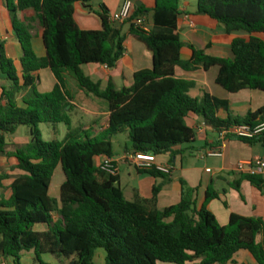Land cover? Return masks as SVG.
<instances>
[{"label": "trees", "instance_id": "obj_1", "mask_svg": "<svg viewBox=\"0 0 264 264\" xmlns=\"http://www.w3.org/2000/svg\"><path fill=\"white\" fill-rule=\"evenodd\" d=\"M120 1L133 3L130 18L122 24H128V34L151 52L152 68L134 73L133 84L117 90L111 82L102 89L82 70L86 65L112 70L124 53L125 37L106 14H98L100 30L77 26L74 5L89 9L91 0H16V6L8 0V8L14 12H36L46 55L38 58L29 29L15 24L22 49L19 76L0 44V72L11 83L2 93L7 105H0V155L6 154V138L18 127H27L31 134L29 144L9 153L21 175L9 186L10 198L0 202V258L21 264V254L33 252L38 264H48L41 259L43 255L64 258L69 264H95V252L101 249L105 264H229L238 252L246 251L257 264H264V239L256 242L264 232L262 219L231 214L228 224L220 226L208 209L218 198L213 189H208L198 206L194 190L182 183L180 202L159 210L155 207L159 187L153 189L148 203L129 202L118 176H106L95 165L100 156L113 157L112 140L118 135L130 142L123 149L126 154H182L184 150L178 148L195 142L194 130L186 122L190 115L201 117L206 128L215 133L264 122V107L243 117L233 116L226 100L207 93L193 98L188 95L189 84L175 77L176 68L192 72L217 67L215 83L227 93L264 92V0H196L197 12L219 23L227 35L244 33L247 38L231 41L232 59L212 57L189 46V61L181 60L184 44L176 33L180 0ZM149 11L153 26L144 32L134 21ZM45 68L57 83L50 93L39 94L35 89L37 73ZM65 73L84 93L108 104L105 130L96 134L93 126L72 128L73 98L65 87ZM27 89L30 95L23 100L25 108L16 107L14 96ZM41 124L64 125L65 138L44 141ZM240 141L250 147L264 145L262 140ZM58 167L64 180L56 199L49 192ZM134 170L153 177L167 176L155 169ZM6 178L0 176V190ZM242 182L264 191L260 174H241L229 185L242 199ZM38 226L45 230H36Z\"/></svg>", "mask_w": 264, "mask_h": 264}, {"label": "crops", "instance_id": "obj_2", "mask_svg": "<svg viewBox=\"0 0 264 264\" xmlns=\"http://www.w3.org/2000/svg\"><path fill=\"white\" fill-rule=\"evenodd\" d=\"M10 2L16 6V0H10ZM122 4L123 1L120 0H91L89 9L81 4L74 5V20L81 30H100L102 25L98 14L102 13L107 15L108 20L114 23L120 29L121 35L125 37L124 53L116 68L109 70L98 65L82 67L84 74L94 82H98L102 89H105L109 82L117 90L128 88L133 84L134 73L152 68L151 52L141 42L128 34L129 25L114 22L112 19L113 15L119 12ZM178 9L176 33L184 44L180 53L182 61L191 59L192 51L189 46L203 50L205 54L212 57L232 59L231 41L237 37L247 38L244 33L227 35L219 23L197 12L196 0H180ZM152 17V11H149L144 17L149 30L153 26ZM15 24L29 29L34 53L38 58H44L46 51L42 39L43 29L36 12L33 9L14 12L8 8V0H0V44L4 48L7 59L11 61L13 69L21 76L22 49L14 29ZM217 73V67H213L208 71L199 68L192 72H186L180 68L175 69V77L189 84L188 92L197 91V96L193 98L200 99L203 93H207L220 100H226L229 104V111L233 116L243 117L248 112H255L264 107L263 93L252 90H243L236 94L227 93L216 85ZM63 79L66 90L73 98L71 102L73 109L78 110L90 123L89 125H80L79 128L87 130L93 126L96 129V134L105 130L109 117L108 104L101 99H96V97L90 99L88 94L80 89L75 79L67 73L63 75ZM56 83L57 81L51 70L45 68L37 73L35 89L39 94L50 93ZM10 87L11 83L0 72L1 106L7 105V101L2 100L3 89L8 90ZM29 95L30 89L16 94L14 96L15 106L25 108L23 100L27 99ZM76 96L86 98L89 101V106H82V102L77 101ZM186 122L194 130L195 142L192 145L178 148V150H184V152L175 157L170 154L156 157L157 166L168 165L172 167V172L167 176L153 177L148 174L136 173L134 166L127 161V156L130 153L126 154L122 150V154L113 155L112 159L118 168L117 176L124 198L129 202L148 203L152 199L153 189L159 187L155 207L162 210L180 202L182 183H184L187 189L194 190V199L198 206L203 203L209 188L218 194V198L209 203L208 209L214 214L220 226L228 224L231 214L247 218H260L264 223V191L260 192L252 187L250 183L242 182L240 185L242 199L239 193L229 185L238 181L241 176L235 170L239 162H248L255 157L264 159V145L256 144L250 147L240 140L232 138L224 143L222 157L201 160L197 156L198 153L214 149L220 145L217 133L204 127L201 117L190 115ZM46 126H49L48 133L52 134L53 139H57L56 137L61 134L59 125L55 127ZM65 135L61 140H57L62 141ZM116 138L117 136L113 138V143ZM30 142V129L23 126L18 127L14 135L6 138V154L0 155V176L5 175L7 178L3 181V189L0 190V202L10 198L9 186L16 177L21 175V172L16 168V159L9 156V153H13ZM100 160V157L95 159L97 167ZM129 166L133 168L131 169ZM260 176L264 179V171L260 173ZM61 184H58L57 187L60 188ZM58 195L55 193L52 196L50 193L52 198L57 199ZM36 230L44 231L45 227L38 226ZM263 239L264 232L257 236L256 242L261 243ZM32 253L27 252L23 257L26 256L27 263L36 264L34 253L33 255ZM41 259L43 260V256H41ZM54 259L56 264H69V261L64 258L57 259L54 257ZM96 259H98L99 264H105L104 254L95 252L94 262ZM0 261L4 264L13 263L11 260L5 261L2 258H0ZM45 263L50 264V262ZM229 264H257V262L248 252L240 251Z\"/></svg>", "mask_w": 264, "mask_h": 264}, {"label": "built area", "instance_id": "obj_3", "mask_svg": "<svg viewBox=\"0 0 264 264\" xmlns=\"http://www.w3.org/2000/svg\"><path fill=\"white\" fill-rule=\"evenodd\" d=\"M133 3L131 1H124L119 12L113 15L114 22L125 23L131 16ZM134 25L144 32H149L144 18H137ZM105 67V66H104ZM106 68V67H105ZM107 69V68H106ZM204 127L205 124L203 125ZM218 145L214 149L198 153V158L203 160L205 158L222 157V147L228 138L237 140H262L264 141V122L256 125H235L230 128L221 129L218 133ZM100 163L98 169L106 176H117L118 168L115 161L108 156H100ZM127 161L137 170L147 171L155 169L165 175L172 172V167L157 166L156 156L151 153H131L127 156ZM235 170L240 174L259 175L264 171V159L255 157L248 162H239Z\"/></svg>", "mask_w": 264, "mask_h": 264}, {"label": "rangeland", "instance_id": "obj_4", "mask_svg": "<svg viewBox=\"0 0 264 264\" xmlns=\"http://www.w3.org/2000/svg\"><path fill=\"white\" fill-rule=\"evenodd\" d=\"M260 93H263L264 92H261ZM188 95L192 96V97H195L197 96V91L195 90H192L191 92H188ZM90 97V99H95L93 98L94 96L92 95H88ZM97 99V98H96ZM76 100L77 101H81L82 102V106H89V101L86 99V98H79L78 96H76ZM70 117L72 119V128L76 129H80L79 126L80 125H89L90 123L88 122V119L86 117H84L78 110H72V112H70ZM47 124H41L39 125V130L41 131L42 133V138L44 141H51L54 137L52 136V134H49L48 133V127L49 126H46ZM59 130L61 132L60 135H58L56 138L58 140H61L62 137H64L65 133H66V127L64 125H59ZM125 144L129 147L130 146V142L128 141V139L126 138V136L124 135H118L117 138L114 140V143H113V152L114 154H122V150L124 149V146ZM163 155H161L160 157H162ZM64 180V176L61 172V169L60 167H58L54 173V176H53V179H52V183H51V186H50V193L52 196L55 195V193L59 194V188L57 187L58 184L62 183ZM9 198H7L8 200ZM97 253H101V254H104V251L103 250H97L96 251ZM27 252H24L21 254V264H32V263H27L26 261V256L23 257L24 254H26ZM33 255V253H32ZM43 260L45 262H50V264H56L55 263V259H54V256H51V255H43ZM95 264H99L98 263V259L95 260L94 262ZM0 264H4V263H1L0 261ZM6 264V263H5ZM9 264H13V263H9ZM35 264V263H33ZM38 264V263H36ZM158 264H166V263H158Z\"/></svg>", "mask_w": 264, "mask_h": 264}, {"label": "water", "instance_id": "obj_5", "mask_svg": "<svg viewBox=\"0 0 264 264\" xmlns=\"http://www.w3.org/2000/svg\"><path fill=\"white\" fill-rule=\"evenodd\" d=\"M136 5H137V6H141V4H140V3H136Z\"/></svg>", "mask_w": 264, "mask_h": 264}]
</instances>
